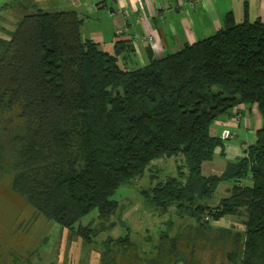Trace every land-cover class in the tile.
I'll return each mask as SVG.
<instances>
[{"label": "trees", "instance_id": "obj_1", "mask_svg": "<svg viewBox=\"0 0 264 264\" xmlns=\"http://www.w3.org/2000/svg\"><path fill=\"white\" fill-rule=\"evenodd\" d=\"M81 23L75 11L37 9L0 36V106H19L31 122L10 190L90 244L116 225L105 224L120 208L112 199L120 186L151 161L182 155L176 176L141 193L160 215L188 219L186 232L169 236L167 219L153 258L141 259L163 264L186 256L178 252L182 243L220 242L231 264H264V23H236L229 13L223 28L178 51L155 58L148 48V62L138 68L118 62L119 45L110 53L83 39ZM241 105L256 106L261 116L255 142L221 175H202V164L223 145L213 122ZM223 181L234 185L211 204ZM94 210L100 228L76 227ZM228 216L243 218L234 235L212 225ZM130 235L101 241L104 264L133 256Z\"/></svg>", "mask_w": 264, "mask_h": 264}, {"label": "crops", "instance_id": "obj_2", "mask_svg": "<svg viewBox=\"0 0 264 264\" xmlns=\"http://www.w3.org/2000/svg\"><path fill=\"white\" fill-rule=\"evenodd\" d=\"M39 1L41 0H0L1 30L4 28L13 31L23 16L32 13L30 10L45 11L39 6ZM77 5L79 7H76ZM71 6L73 8L55 11H75L82 19L80 28L82 38L93 40L103 50L115 53L116 44L119 45L122 51L117 55V60L127 68H138L135 67L138 64L145 65L148 62V48L155 58H160L213 35L225 26V18L229 13L233 15L236 23L245 21L264 23V0H73ZM117 30H121L122 33L116 34ZM238 108V112L222 115L213 122L211 131L217 137L225 131L231 132L233 136L223 139V145L215 149L213 158L202 164V175L206 177L221 175L228 163L244 157V149L255 142L256 132L262 125L261 116L254 105H241ZM224 182L230 184H222ZM233 185L232 181H223L218 184L217 189L221 187L222 193L228 196ZM172 215H160L167 216L164 222L167 219L173 222L167 228L169 236L179 233L178 230L173 231L174 227L178 229L182 221L186 223L189 221L176 215L180 220L179 225L175 226ZM226 218L221 220L224 222ZM242 219L240 218V223ZM66 233L67 240L64 241V245L62 246L60 241L55 250L60 256L56 264L97 262H94L96 257L94 259L91 256L82 257L84 246L87 244L73 233ZM155 237L157 241H152L148 235L145 236L144 245L133 240L136 244L132 250L133 256L120 258L117 256L115 264H153L142 260L141 256L145 254L148 259L153 258L154 248L159 241L158 234ZM149 240L151 244L149 247L145 246L149 244ZM99 245L103 248L101 243ZM216 248L219 247L182 243L178 246V252L186 256L179 257L178 260L165 259L163 264H231L224 256V247H221V250ZM63 253L67 255L64 259ZM25 262L22 259V262L12 264ZM0 264H7L3 257L0 258ZM26 264L42 263L31 261ZM98 264L104 263L98 261Z\"/></svg>", "mask_w": 264, "mask_h": 264}, {"label": "rangeland", "instance_id": "obj_3", "mask_svg": "<svg viewBox=\"0 0 264 264\" xmlns=\"http://www.w3.org/2000/svg\"><path fill=\"white\" fill-rule=\"evenodd\" d=\"M72 1L41 0L39 1V6L45 11L64 10L70 7L73 8L71 6ZM53 3L55 6L52 5ZM76 7L79 6L77 5ZM30 12L33 11L30 10ZM4 32H9V30L4 28L1 30L0 27V36ZM141 65L138 64L135 67H140ZM29 126H31V122L22 117L19 106L15 105L11 109L5 105L0 106V258L3 257L7 264L22 262V259L26 261L25 264L31 261H38L42 264H56L57 258L60 256H58L59 252L55 250L60 245V241L62 242V246L64 245V241L67 240L66 232L70 231L63 229L58 223L36 213L31 204L10 190L11 180L20 151L19 140L26 134ZM223 136L224 134L222 133L220 138L225 139ZM182 163V155L153 160L141 176H137L131 182L120 186L112 197V199L119 202L120 208L116 216H113L105 224L107 226L114 221L116 225L113 228L101 230V233L92 239V243L84 246L82 257L91 256L92 259L96 257L94 262H97L94 264H98V261H103L104 249L101 248L99 243L107 236L118 237L123 236L126 232H130L132 239L140 245H144V238L147 235L152 241H157L154 238H157L155 236L158 234L159 228L163 227V220L167 216H160L155 209L151 208V210L144 203L140 191L152 187L168 176H176L178 171L177 166ZM222 184L230 183L224 182ZM225 196L222 193L221 187H219L210 199V203L215 204ZM172 218H174L175 226H178L180 218L175 214L172 215ZM227 218L224 222L219 220L213 222L212 225L232 229L233 235L236 234L237 230L242 229L240 218L235 216L228 220ZM88 223L91 224L92 228H100L101 224L97 218V210L82 217L76 223V227ZM184 228L182 224L178 229L174 227L173 231L178 230V232L183 233L186 232ZM216 233L213 230L212 236L217 237L219 233ZM150 244L151 241L149 240V244L145 246L149 247ZM222 245L219 242V248L216 249L221 250ZM230 248L231 242L229 241L226 245L227 251ZM60 250H62V247ZM62 257L64 259L67 255L63 253ZM83 264H88V262H83Z\"/></svg>", "mask_w": 264, "mask_h": 264}, {"label": "built area", "instance_id": "obj_4", "mask_svg": "<svg viewBox=\"0 0 264 264\" xmlns=\"http://www.w3.org/2000/svg\"><path fill=\"white\" fill-rule=\"evenodd\" d=\"M122 33V31L121 30H117L116 31V34H121ZM223 134H224V138H228V137H231V136H233V134L232 133H230V132H228V131H226V132H223Z\"/></svg>", "mask_w": 264, "mask_h": 264}]
</instances>
